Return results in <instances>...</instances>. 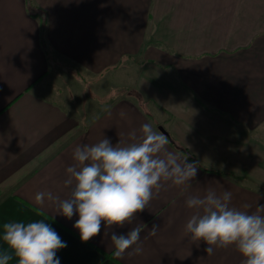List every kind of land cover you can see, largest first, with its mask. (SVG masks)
<instances>
[{
  "label": "crops",
  "instance_id": "0c3cea01",
  "mask_svg": "<svg viewBox=\"0 0 264 264\" xmlns=\"http://www.w3.org/2000/svg\"><path fill=\"white\" fill-rule=\"evenodd\" d=\"M30 4L34 12L27 0H0V224L46 220L67 245L60 264H241L234 246L208 256L203 241L184 234L193 214L186 200L230 191L231 207L264 214V0ZM58 63L95 78L134 65L136 93L78 105L50 84ZM146 123L169 134L176 145L168 139L166 148L179 161L197 164L189 185L165 183L131 224L102 222L86 243L78 215L35 203L38 192L70 196L64 181L77 146L104 137L123 146ZM135 227L142 253L114 257L112 233Z\"/></svg>",
  "mask_w": 264,
  "mask_h": 264
},
{
  "label": "clouds",
  "instance_id": "9594fccd",
  "mask_svg": "<svg viewBox=\"0 0 264 264\" xmlns=\"http://www.w3.org/2000/svg\"><path fill=\"white\" fill-rule=\"evenodd\" d=\"M130 136L133 142L123 146L113 145L105 137L92 145L77 146L75 163L66 169L64 184L71 188L68 198L60 199L51 192L35 195L37 205L47 199L55 205L56 213L69 220L78 215L74 228L81 242L100 234L102 222L105 228L131 224L165 183L189 185L197 175V164L179 161L166 148L168 138L150 124L141 126L139 139L135 132ZM231 198L230 191L218 195L211 189L203 196H189L186 206L193 214L184 234L193 243L203 241L208 256L215 249L234 246L243 257L241 264H264V214L231 207ZM158 230L159 226L153 225L149 235L155 236ZM140 232L141 228L135 227L126 235L112 233L114 257L122 258L130 248L129 255L141 254ZM0 240L7 245V250H0V264H10L13 256L17 264H60L57 252L67 246L44 219L3 222Z\"/></svg>",
  "mask_w": 264,
  "mask_h": 264
},
{
  "label": "rangeland",
  "instance_id": "374dc122",
  "mask_svg": "<svg viewBox=\"0 0 264 264\" xmlns=\"http://www.w3.org/2000/svg\"><path fill=\"white\" fill-rule=\"evenodd\" d=\"M134 68V65L124 64L109 74L95 78L88 77L87 73L71 65L58 63L50 84L55 89L70 90L71 99L78 105H89L92 100L106 102L118 96L136 93L130 86L133 84Z\"/></svg>",
  "mask_w": 264,
  "mask_h": 264
},
{
  "label": "trees",
  "instance_id": "16d2710c",
  "mask_svg": "<svg viewBox=\"0 0 264 264\" xmlns=\"http://www.w3.org/2000/svg\"><path fill=\"white\" fill-rule=\"evenodd\" d=\"M27 1L29 3V8L31 9L32 8V4H30L31 0H27ZM43 27H44V23H43ZM167 138L171 141L172 144L176 145L175 142L170 138L169 134L167 135ZM179 149L182 150L183 153L188 154V152L185 149H183V148H179ZM188 156L191 158L190 155H188Z\"/></svg>",
  "mask_w": 264,
  "mask_h": 264
},
{
  "label": "water",
  "instance_id": "95a60500",
  "mask_svg": "<svg viewBox=\"0 0 264 264\" xmlns=\"http://www.w3.org/2000/svg\"><path fill=\"white\" fill-rule=\"evenodd\" d=\"M162 131L165 133V135L167 134L166 131H164V130H162Z\"/></svg>",
  "mask_w": 264,
  "mask_h": 264
}]
</instances>
